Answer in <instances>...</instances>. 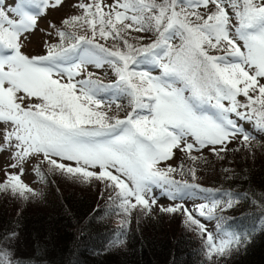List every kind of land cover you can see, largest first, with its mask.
Segmentation results:
<instances>
[{
	"label": "snow or ice",
	"instance_id": "snow-or-ice-1",
	"mask_svg": "<svg viewBox=\"0 0 264 264\" xmlns=\"http://www.w3.org/2000/svg\"><path fill=\"white\" fill-rule=\"evenodd\" d=\"M62 2L18 0L14 12L0 7V47L12 53L0 55V121L10 123L5 139H15L18 156L43 153L54 168L85 179L96 176L87 166L98 167L97 178L120 190L126 210L150 209L145 182H178L171 178L175 168H157L174 149L183 144L182 150L197 160L191 155L194 147L212 146L221 156L237 139L230 114L264 125V0H92L78 5L82 16L65 21L71 27L79 24L83 34L58 31L60 42L49 45L47 54L24 55L21 38L35 29L38 18L28 8L42 14ZM129 30L150 35L132 36ZM138 64L151 65L159 74L137 70ZM89 65H107L116 80L104 83L88 71ZM109 90L127 98L130 110L124 118L109 115L115 101L98 98ZM33 98L39 102L32 103ZM209 109L211 114H205ZM123 110L116 103V112ZM144 110L147 115L141 114ZM53 157L78 166L66 167ZM188 172L195 179V169ZM4 189L32 193L16 175L0 183ZM161 211H182L186 222L205 232L182 205ZM196 211L201 216L207 210L199 206ZM207 241L210 254L225 250L211 235Z\"/></svg>",
	"mask_w": 264,
	"mask_h": 264
},
{
	"label": "trees",
	"instance_id": "trees-1",
	"mask_svg": "<svg viewBox=\"0 0 264 264\" xmlns=\"http://www.w3.org/2000/svg\"><path fill=\"white\" fill-rule=\"evenodd\" d=\"M82 15L83 9L74 16ZM59 31L83 34L79 24L71 27L63 20ZM105 73L100 76L104 83L116 80L109 67ZM105 96V103L115 101L109 115L124 118L130 110L127 98L114 90L98 98ZM116 103L124 110L117 113ZM211 148L203 154L192 152L197 160L182 151L176 164L164 171L176 169L171 178L179 189L228 194L219 212V229L227 235L222 253L210 254L208 233L186 222L182 211L167 213L151 202L150 209L137 205L126 210L111 181L69 174L44 160L36 164L40 179L35 195L0 190V264H264V143L239 138L221 156ZM189 168L195 169V179Z\"/></svg>",
	"mask_w": 264,
	"mask_h": 264
},
{
	"label": "rangeland",
	"instance_id": "rangeland-1",
	"mask_svg": "<svg viewBox=\"0 0 264 264\" xmlns=\"http://www.w3.org/2000/svg\"><path fill=\"white\" fill-rule=\"evenodd\" d=\"M92 0H63L62 5L58 7H51L41 12H38L37 7H30L28 11L32 14L37 15V25L34 30L24 34L21 38V51L24 55L33 57L35 55H42L51 45V43L56 42L59 38L57 33L60 28V21L64 22L70 20L75 14L79 13L82 9L78 7L80 3H88ZM105 4H113L116 0H103ZM123 2V0H121ZM15 0H0V7L6 10L14 12ZM229 15H232L231 9H228ZM13 18L14 14L9 13ZM242 44V42H240ZM8 51V49H3L0 47V51ZM138 69L141 71H151L153 74L157 69L152 68L148 64H138ZM108 69L106 65L104 68L96 69L93 66H88V71L95 72L97 75L102 76L104 72ZM83 78V77H81ZM110 96V95H109ZM109 96L102 97V101L109 98ZM244 97H238V99L243 102ZM32 103L39 102L35 98L32 99ZM227 101L225 104L227 106ZM243 111V109H241ZM211 114V111H208ZM233 124L237 127L236 137L237 139L242 138V136H247L249 138H255L256 140L264 143V125L258 124L255 120L250 118L236 117L234 114H230ZM222 127L225 128L229 133L232 132V128L224 121H217ZM12 130L9 122L0 121V183L8 181V178L12 175L19 176L22 183L26 184L32 189V192L36 190V185L39 181V173L36 170V164L40 161L47 160L43 153H29L25 156H18L19 149L16 147L17 142L13 138L12 140H7L5 137ZM234 138V141L237 140ZM188 142H193L191 138ZM233 142V141H232ZM232 142L229 144L231 145ZM184 145L182 144L180 148L173 150V156L168 160L159 161L157 168L161 171L169 165H174L177 162L178 156L182 153ZM212 146H208L205 149L196 150L194 147L193 151L195 154L205 153ZM57 160V163H63L66 167H77L78 165L74 161H64L61 158L53 157ZM48 161V160H47ZM87 171L95 172L96 176L99 175L101 171L98 167L93 168L87 166L85 168ZM113 174H116L114 170ZM125 182L128 181L126 178ZM131 187V185H130ZM143 192L145 198L149 202L155 201L157 206H183L192 212L193 218L198 219L201 223L205 225V231L208 235L213 237V242L217 246L224 244L227 241V235L219 229L220 210L223 208L228 200L227 193H219L216 195H211L207 192L202 191L198 188L184 187L179 189L169 183L164 181H147L144 184ZM131 201H135L134 197L130 198ZM202 206L207 211L206 214L199 216L196 209ZM7 258V257H6ZM9 260V259H7Z\"/></svg>",
	"mask_w": 264,
	"mask_h": 264
}]
</instances>
